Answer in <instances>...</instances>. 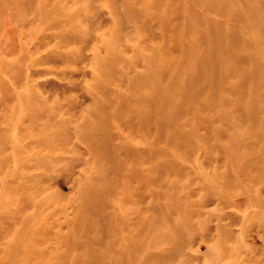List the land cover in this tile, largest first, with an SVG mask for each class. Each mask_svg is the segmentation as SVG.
<instances>
[{
	"label": "rangeland",
	"instance_id": "374dc122",
	"mask_svg": "<svg viewBox=\"0 0 264 264\" xmlns=\"http://www.w3.org/2000/svg\"><path fill=\"white\" fill-rule=\"evenodd\" d=\"M0 264H264V0H0Z\"/></svg>",
	"mask_w": 264,
	"mask_h": 264
}]
</instances>
